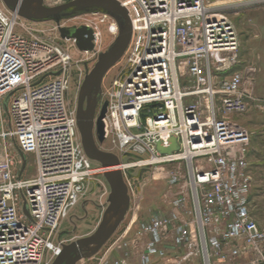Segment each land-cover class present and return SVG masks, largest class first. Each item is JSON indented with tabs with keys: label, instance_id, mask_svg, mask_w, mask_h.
Instances as JSON below:
<instances>
[{
	"label": "built area",
	"instance_id": "obj_1",
	"mask_svg": "<svg viewBox=\"0 0 264 264\" xmlns=\"http://www.w3.org/2000/svg\"><path fill=\"white\" fill-rule=\"evenodd\" d=\"M117 1L127 9L132 35L122 71L100 96L98 114L107 103L104 140L134 159L121 160L123 173L132 165H174L169 182L180 193L168 213L133 218L123 236L138 223L135 234L119 247L134 245L137 264H182L197 256L204 264L213 258L264 264V229L252 212L253 133L232 121L263 109L264 98L250 88L258 69L234 68L241 63L237 28L206 0ZM249 3L264 0L242 5ZM89 15L94 48L80 51L98 57L101 23L114 35L119 25L101 9ZM34 24L0 0V138L12 139L17 150L11 155L6 147L0 165V264L52 262L61 251L62 223L104 172L86 154L67 99L73 77L67 42L76 40H56ZM172 137L178 149L160 153L157 144L169 147ZM20 153L34 156L31 176H23Z\"/></svg>",
	"mask_w": 264,
	"mask_h": 264
},
{
	"label": "rangeland",
	"instance_id": "obj_2",
	"mask_svg": "<svg viewBox=\"0 0 264 264\" xmlns=\"http://www.w3.org/2000/svg\"><path fill=\"white\" fill-rule=\"evenodd\" d=\"M248 1L251 0H206L209 4H216L215 7L218 8V11L227 15L228 19L236 28H238V26H244L249 22L247 14L250 9L264 7V4L249 3L248 5H242V3ZM44 3L48 6H56L53 5L52 0H44ZM93 10L94 9H83L78 7L70 8L68 14L60 18V24L62 26L87 25L88 20H94V18L89 15ZM73 11H79V14H71ZM33 22H35L34 26L39 31L45 30L47 33H51L56 40L60 37L55 19ZM99 29L101 30L99 46L101 52H104L112 46L119 33L114 35V33L110 32L108 30V23H101ZM67 44L70 45V52L73 57V77L69 90L67 91V99L73 109L77 107L79 89L85 78L86 69L87 67L91 69L94 66L97 57H92L89 53L81 52L76 45H73V42H67ZM120 60L115 66H112L108 73L106 72V77H103L99 100L103 87L107 86L110 81L122 71L124 60ZM82 69L85 72L83 76L80 71ZM232 121L236 126L247 128L253 133L248 157L253 175L251 195L252 212L259 226L264 229V111L249 110L244 114H235L232 117ZM97 143L103 150L113 152L117 156L119 153L121 155V159L119 158L120 161L122 160V162L126 164H131V162L134 161V159L125 156L109 139L104 140L102 143L97 141ZM6 147L11 155L17 153L12 139L7 138L4 140L0 138V165H2L4 160L3 154ZM25 157L26 166L23 176L24 173L27 176H31L35 172L34 156L32 154H26ZM172 168H174V165L152 164L145 166L132 165L125 169L124 177L126 182L130 184L129 194L131 198L128 213L109 241L102 246L94 256L82 259L78 261L77 264H98L100 262L99 258L101 257H104L105 261L108 263L123 258L125 264H137V248H134V245L132 246L130 243L122 247H119V245L125 241L123 239L126 238V240L129 241L132 236H134V231L138 223L133 224L131 232L128 233V235L123 236V233L130 225L133 218L138 222L148 219L154 214H165L170 211L172 200L180 196L179 188L177 186H171L169 182L170 170ZM109 194L110 185L103 173L96 175L88 184L86 194L83 196L82 200L72 209L69 217L62 223L59 229L58 241L61 243V249L63 244H69L82 237L92 235L96 231L102 220L103 213L109 204ZM261 246L264 248V242H262ZM173 249L179 250L177 248ZM256 257L257 255L255 254L251 255V259H256ZM158 264H172V262L160 261ZM182 264H204V261L200 256H197ZM212 264H219V262H215V258H213ZM221 264L228 263L223 261Z\"/></svg>",
	"mask_w": 264,
	"mask_h": 264
},
{
	"label": "water",
	"instance_id": "obj_3",
	"mask_svg": "<svg viewBox=\"0 0 264 264\" xmlns=\"http://www.w3.org/2000/svg\"><path fill=\"white\" fill-rule=\"evenodd\" d=\"M4 4L18 15L33 21L55 19L61 38L75 39L81 51L94 48V34L87 25L79 27H64L60 25V18L68 14L70 8L101 9L112 15L118 25L119 34L112 46L100 52L94 66L86 69V75L79 89L76 114L77 124L82 145L89 158L100 163L104 168L103 175L110 185L109 204L105 209L102 220L96 231L89 236L77 239L69 244H63L59 254L50 264H77L78 261L94 256L107 240L114 234L130 208L129 188L124 178L123 171L118 168L119 157L110 151L99 147L98 142L104 141L103 118L106 113L107 103L104 102L95 120L99 105V94L102 80L106 72L125 53L132 35V25L127 9L117 0H71L67 3L48 6L44 0H2ZM8 97L4 101L7 108ZM95 128V132H94ZM171 145L163 147L157 144L160 153H171L178 149L177 141L171 138ZM22 170L26 166V157L23 153ZM113 167L114 169H109Z\"/></svg>",
	"mask_w": 264,
	"mask_h": 264
},
{
	"label": "crops",
	"instance_id": "obj_4",
	"mask_svg": "<svg viewBox=\"0 0 264 264\" xmlns=\"http://www.w3.org/2000/svg\"><path fill=\"white\" fill-rule=\"evenodd\" d=\"M248 12L249 22L237 28L241 43V63L234 68L244 69L249 65L255 66L258 72L250 88L253 89L255 96L264 98V7H255ZM251 110L264 111V108Z\"/></svg>",
	"mask_w": 264,
	"mask_h": 264
},
{
	"label": "bare ground",
	"instance_id": "obj_5",
	"mask_svg": "<svg viewBox=\"0 0 264 264\" xmlns=\"http://www.w3.org/2000/svg\"><path fill=\"white\" fill-rule=\"evenodd\" d=\"M210 6H211V7H215L216 4H211ZM128 47H129V46H128ZM128 47H127L125 53L127 52ZM125 53L123 54V56L125 55ZM123 56H122V57H123ZM122 57H121L120 59H122ZM120 59H119V60H120ZM116 63H117V62H116ZM116 63H115L113 66H115ZM111 68H112V67H111ZM111 68H110V69H111ZM110 69H109V70H110ZM109 70H108V71H109ZM108 71H107V73H108ZM107 73H106V74H107ZM104 77H106V75H105ZM98 107H99V105H98ZM98 107H97V112H96L95 120H96V118H97V116H98ZM94 132H95V128H94ZM118 168H120V169L122 170V163H121V162H120V165L118 166ZM109 169H114V168L111 167V168H109ZM127 213H128V212H127ZM121 224H122V223H121ZM121 224H120V225H121ZM120 225H119V227H120ZM119 227H118V228H119ZM118 228H117V230H118ZM117 230H116V231H117ZM116 231H115V232H116ZM115 232H114V233H115ZM113 235H114V234H113ZM113 235H112V236H113ZM112 236H111V237H112ZM111 237H110V238H111ZM110 238H109V239H110ZM109 239L107 240V242L109 241ZM107 242H106V243H107ZM106 243H105V244H106ZM105 244H104V245H105ZM104 245H103V246H104ZM81 260H82V259H81ZM50 263H51V262H49L48 264H50Z\"/></svg>",
	"mask_w": 264,
	"mask_h": 264
},
{
	"label": "flooded vegetation",
	"instance_id": "obj_6",
	"mask_svg": "<svg viewBox=\"0 0 264 264\" xmlns=\"http://www.w3.org/2000/svg\"><path fill=\"white\" fill-rule=\"evenodd\" d=\"M68 10H70V9H68ZM68 10H67V12H68ZM74 13H75V14H77V13L79 14V11H73L71 14H74ZM60 25H61V24H60ZM61 26H62V25H61ZM63 26H64V27H79L80 25H79V26H78V25H63Z\"/></svg>",
	"mask_w": 264,
	"mask_h": 264
}]
</instances>
